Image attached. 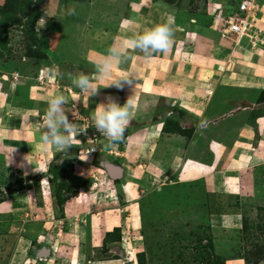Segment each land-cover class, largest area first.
Segmentation results:
<instances>
[{"label":"rangeland","instance_id":"rangeland-1","mask_svg":"<svg viewBox=\"0 0 264 264\" xmlns=\"http://www.w3.org/2000/svg\"><path fill=\"white\" fill-rule=\"evenodd\" d=\"M139 1L144 3L143 28H148L152 22L154 25L163 23L172 15L175 17L174 39L180 34L185 37L186 32L201 38L209 21L207 29L216 33L213 43H231L222 39L218 30L221 20L228 15L225 10L230 0H0V80L5 90L13 87L12 93H17L18 99L13 104L34 113L36 103L30 102L29 97L35 99V91L48 89L49 95L51 90L63 91L72 99L71 102L68 98L65 105L70 112L69 118L79 131L86 133V136L79 134L70 147L57 149L58 154L49 152L48 166L57 168L64 161L71 165L54 184L49 181L47 166L42 168L40 178L44 182L36 186L38 174L28 173L29 170L21 167L10 169L0 165V264H86V260H90V264H138L139 253L143 254L144 264H264V167L254 169L249 180L257 193L256 198L223 197L219 188L212 190L209 177H201L203 173L196 174L191 172L192 168L181 166L180 159L175 161L174 150L171 152L166 147L169 151L162 158L159 153L152 155L150 151L143 156L144 152H139L134 140L146 135L147 127L136 130L135 123L142 119L135 117L137 112L132 111V105H136L132 104L136 91L122 89L126 94H121V103L131 100L132 119L123 140L111 144L95 128L94 100L88 101L87 94H82L72 83L79 72L94 75V62L98 57L91 49H103V44H107L104 45L106 51L101 53L106 54L107 49L121 44L117 41L113 45L112 42L117 27H121V31L125 29L124 25H119V19L126 6L129 10ZM262 1L254 22V41L245 38L252 47L264 45L260 38L264 30L258 26ZM72 8L75 15H69ZM32 12L38 14L34 22L30 21ZM41 18L46 24L39 29L37 21ZM197 41L201 42L197 37L192 38L193 43ZM192 48L193 44L187 52ZM179 50L181 48L176 51ZM200 50L191 55L182 54L180 58L177 53L173 59L178 60V65L168 59L169 50L147 55L135 52L141 56L160 57L165 69H173V75L180 71L182 77L212 84V78L221 72L222 59L214 53L212 61L203 59L205 56ZM204 68L212 71L209 78H202ZM171 80L178 87L164 90L176 93V99L180 91L194 93L195 103H189V111L199 115L206 112L210 120L217 115L225 114L226 117V110L236 100L235 94L225 95L221 86L211 91L194 82L189 87L182 86L184 82L178 75L176 80L168 79ZM211 93L213 96L206 108L204 103ZM262 98L263 102L255 108L257 112L264 108ZM81 99L86 104L84 110H80L81 106L77 108ZM171 104V101L160 103L157 109L162 120L161 145L173 136L189 141L201 122L190 116L182 120L176 108L167 116L165 112L170 110L167 108H171ZM177 106L187 109L183 103ZM256 110L236 122L254 123ZM156 120H150L151 127ZM25 126L39 133V127L32 130L29 125ZM254 128L257 136V126ZM216 132L220 134L221 130L217 128ZM38 136L33 134L30 142L40 143ZM106 164L118 167L119 177L110 179ZM60 181L66 185L60 194L64 199L61 205L60 202L56 204L59 198L54 194V187ZM116 229L120 240L112 241V236L104 239ZM40 246L48 248V256H31L30 252Z\"/></svg>","mask_w":264,"mask_h":264},{"label":"crops","instance_id":"crops-1","mask_svg":"<svg viewBox=\"0 0 264 264\" xmlns=\"http://www.w3.org/2000/svg\"><path fill=\"white\" fill-rule=\"evenodd\" d=\"M261 4L262 8L258 14L260 20L258 21V26L264 30V2L262 1ZM143 5L144 3L139 1L135 7L131 6V9L129 7V10L127 8L128 6L125 7L124 13L121 19H119V25H124L125 29L122 30V32L120 29L121 27H117V32L114 35L116 37L113 36L114 38L112 39L113 45L117 41L122 43L123 38L126 36H131L133 33H142L145 29L154 26V22L150 20L152 23H149L148 28H143L144 26L142 25L144 23L141 18V12L144 11L142 9ZM233 10L234 4L231 3L225 11L229 13ZM127 20L134 21V23L125 24L124 21ZM209 23L208 21L207 24ZM207 24L205 25V31L201 29L203 31L202 35L205 34L204 36L201 35V38L195 36L192 32H186L185 37H182L180 34L178 36L179 38L177 37L178 39L173 38V43L168 49L172 56L169 54L170 58L168 59L172 64L178 65V60L173 59L176 57L177 53L180 54V58L182 54H195L197 50H200L198 48H201L200 52L205 56L202 57L203 59L206 58L212 61L211 55H213V53L217 55V57L220 56L222 59V65H220L221 72L215 74L214 78H212V84L203 83L198 79L194 81L193 78L182 77V74H179L180 71L173 75V69L169 66L168 69H165L163 60L160 59V57L156 55L141 56V53L136 54L135 51L128 50L127 57L124 58L119 67L122 71L129 74L133 86L125 84L126 86L124 85L123 88H130L129 90L136 91L135 93L137 94L133 95L136 99H134L135 101L132 100V104L135 103L136 105H132V111L137 112L135 117H140V119H142L141 122L138 121L135 123L137 124L136 130L140 131L142 127H147V130H145L147 132L146 135L144 133L140 138L136 139L137 141L134 140L136 143L135 146L137 148L139 147V152H144L143 156H145V152L151 151L152 155L159 153V157L161 158L165 157L166 155L164 153L169 151L166 150V147L171 149V152L174 150L176 153L174 154L175 161L176 159H180L181 166L192 168L191 172L196 174L203 173L201 177H209L212 190L219 188L220 194H223V197L244 199L256 198L257 193L253 185H250L252 183L249 180L252 179L251 176L254 169L256 171L264 167V108L259 112L255 109L257 105L263 102L261 98L264 97V45L256 44L252 47L247 42V39H242L239 43L240 45H233L226 41L217 42V44H215L212 39H214L216 33H212V31H210L211 28L207 29ZM209 33H211V35H209ZM194 37H197L201 42L197 41L193 43L192 38ZM260 38L261 41L264 42V33ZM118 44L120 43H117V45ZM191 44H193V50L187 52V48L191 49ZM104 45L107 44H103V49L101 47L91 49L95 51L94 55L98 58V54H101L102 51H106ZM179 45L182 46L180 47ZM177 48H181V50L176 51ZM168 50H166V52ZM108 51L109 49H107V52ZM158 54L163 55L165 53L158 52ZM157 60H159V62L161 61V63L158 64ZM217 64L219 63L217 62ZM91 72H93V70ZM210 72L212 71L205 70L204 68L202 71V78H209L210 75L208 74H211ZM92 74H94V72ZM177 75L180 76L181 81L184 82L181 83L182 86L188 85L189 87V85L194 82L208 87L211 91L221 86V88L226 91V93L223 92L225 95L235 94L236 100L234 99V101H232L234 103H231L233 105H229L226 110V117H224L225 114L222 116L217 115L215 119L212 117L210 120V118H207L208 114L206 115V112L199 115L189 111V103H195L193 99L194 93L189 90L180 91L177 99L175 96L176 93H167V91L164 90L165 88L168 87L167 89L170 88V90H174L178 87L176 82L172 80L168 81L169 78H175L176 80ZM98 82L100 81H96L98 85L103 83ZM201 85H196V87L198 86L200 89L202 88ZM12 88L9 87L8 90H5L2 80H0V165L10 169L12 167H21L22 169L25 168L29 170L28 173L41 174L44 171L42 168L45 169L46 166L48 167L47 162H49L51 154H58L59 151L51 146L45 147L41 142L34 144L30 142V137L33 134L36 136L39 135L38 140L40 139V134L25 129V125H29L32 130L38 127L40 128L44 113L48 107V101L53 95L63 94L66 101L69 98L72 102V99L70 95L63 91L58 92L51 90L52 94L49 95L48 91L50 90L48 89H46L47 91L37 90L34 92L36 94L35 99L31 96L29 97L30 102L33 101L36 103V107L34 108L35 111L32 113L22 106L13 104L18 98L13 99L12 94L14 93H12ZM122 89H117L114 86L107 88L101 87L98 90V95L89 97L87 100L93 99L96 107L97 104L104 102L106 96H111L116 99L118 104L120 103L121 106H123L124 104L121 103L123 101L121 94L125 95L126 92L123 93L124 91ZM31 93H33V91H31ZM208 95L210 96V93ZM212 96L211 93L210 99L204 103L206 108ZM87 100L86 102H88ZM170 101L173 102V104L170 105L171 108H167L170 109L165 112L167 116L172 114L173 108H176L182 120L190 116L196 119L197 122H201L199 123V128L191 134L189 141L186 142L180 136H173V138H168L166 142L162 141L163 143L161 145L160 139L163 133L160 132V125L162 120L160 113L157 114V109L160 103L166 104ZM181 103H183L187 109H184V106L183 108L177 106V104L180 105ZM84 105H86L85 101L83 99L79 100L77 104L78 110L80 106V110H84ZM262 105H264V103ZM205 107L203 106L202 109L205 110ZM255 110L257 113L254 114L256 118L254 123H251L252 125L249 123L243 124L241 122H236L237 119L239 120ZM153 118L158 120H156V124H153L151 127L149 122ZM221 122H223L222 125ZM202 124L205 126H202ZM256 126L258 129L257 136L255 135L254 128ZM217 128L221 130L220 134L216 132ZM147 136L151 137L148 138ZM32 138L35 140V136ZM147 138L149 143L150 139H152V144L147 142ZM161 150L164 151L162 152ZM198 152H200V159L197 158ZM33 153H36L35 156ZM180 153L183 154L179 156ZM189 163H192V165H188ZM210 193L214 194L215 192L210 191ZM231 220L233 221V217H231Z\"/></svg>","mask_w":264,"mask_h":264},{"label":"clouds","instance_id":"clouds-1","mask_svg":"<svg viewBox=\"0 0 264 264\" xmlns=\"http://www.w3.org/2000/svg\"><path fill=\"white\" fill-rule=\"evenodd\" d=\"M69 15H75L74 8L69 9ZM174 22L175 17L169 15L163 23L145 29L142 33H133L131 36L124 37L120 45L112 47L106 54H98L99 58L94 62V75L80 72L72 79L73 85L80 89L82 94H87L88 98L98 95V90L101 87L114 86L117 89H122L125 84L133 86L129 74L119 67L124 58L127 57L128 50H138L146 55L168 50L173 43ZM124 23L132 24L134 21L127 20ZM45 24L46 20L44 18L37 21L39 29L44 27ZM3 77V79L6 78V76ZM96 81L103 83L98 85ZM66 104L67 101L63 94L53 95L49 99L48 107L38 129L43 146L63 150L70 147L71 142L82 133L69 118L70 112L66 109ZM130 105L131 100L129 99L121 106L114 97L106 96L104 102L97 104L94 110L95 128L111 144H117L123 140L126 128L132 119ZM38 175H41L42 179L43 173ZM108 177L112 179L110 175ZM40 182L42 183L44 180L39 181V184ZM42 247L44 246L36 247L32 256L36 257L35 252Z\"/></svg>","mask_w":264,"mask_h":264},{"label":"built area","instance_id":"built-area-1","mask_svg":"<svg viewBox=\"0 0 264 264\" xmlns=\"http://www.w3.org/2000/svg\"><path fill=\"white\" fill-rule=\"evenodd\" d=\"M230 2L234 4V10L228 13L225 20H221L218 29L222 39L230 41L233 45H238L245 38L254 41V22L259 12L260 0H230ZM82 134L86 136L85 132Z\"/></svg>","mask_w":264,"mask_h":264},{"label":"trees","instance_id":"trees-1","mask_svg":"<svg viewBox=\"0 0 264 264\" xmlns=\"http://www.w3.org/2000/svg\"><path fill=\"white\" fill-rule=\"evenodd\" d=\"M30 16L33 17V18L30 17V21L34 22L35 21L34 19L38 16V14L35 13V12H32ZM15 98H17V93L16 92H14V94H13V99H15ZM164 128H166V127H164ZM122 147H123V145H122ZM68 168H71V165L69 164L68 161L67 162L64 161L57 168L56 167H50V165H49L48 166V172H47V174L50 176L49 181L54 184L56 181L61 180L62 177L64 176L65 172L68 170ZM36 178H37V180L35 181V185L37 186V184L39 185V181H40L41 175H37ZM65 186L66 185L64 184L63 181H60V183H58L57 185H55V187H54V194H56V199L59 198L56 201L57 202L56 204H58V202H60V205H61L62 202H64V199L61 198L60 194L62 195V190L65 189ZM89 186H90V183L86 187L89 188ZM66 192H69L68 191V188L66 189ZM111 236H112V238H111L112 241H114V240H120L119 230L116 229L112 233H107L105 235V238L104 239H107L108 240V238L111 237ZM30 255L31 256L33 255V252L32 251L30 252ZM137 257H138L137 263L138 264H144V262H143V254L142 253H139V254H137ZM86 261H87L86 264H90L89 263L90 260H86Z\"/></svg>","mask_w":264,"mask_h":264},{"label":"water","instance_id":"water-1","mask_svg":"<svg viewBox=\"0 0 264 264\" xmlns=\"http://www.w3.org/2000/svg\"><path fill=\"white\" fill-rule=\"evenodd\" d=\"M250 106V105H249ZM244 107V106H243ZM105 169L108 171L111 178H117L119 177L121 171L118 167L112 166V165H105ZM49 254V250L46 247H42L38 251L35 252L36 257H46Z\"/></svg>","mask_w":264,"mask_h":264},{"label":"flooded vegetation","instance_id":"flooded-vegetation-1","mask_svg":"<svg viewBox=\"0 0 264 264\" xmlns=\"http://www.w3.org/2000/svg\"><path fill=\"white\" fill-rule=\"evenodd\" d=\"M38 249V248H37ZM33 252V251H32Z\"/></svg>","mask_w":264,"mask_h":264}]
</instances>
